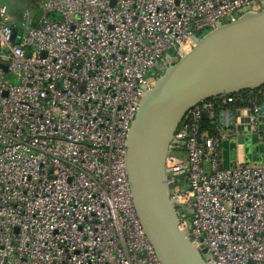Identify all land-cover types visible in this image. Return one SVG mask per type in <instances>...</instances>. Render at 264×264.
Wrapping results in <instances>:
<instances>
[{
  "label": "built area",
  "instance_id": "1",
  "mask_svg": "<svg viewBox=\"0 0 264 264\" xmlns=\"http://www.w3.org/2000/svg\"><path fill=\"white\" fill-rule=\"evenodd\" d=\"M37 2L38 18L24 11L19 27L0 5V264H161L124 168L140 99L197 33L264 0ZM234 101L188 112L165 174L178 229L206 264H264V164L221 166L242 118L230 126V114L248 111L247 133L259 134L264 101L226 108ZM214 105L211 136L199 121Z\"/></svg>",
  "mask_w": 264,
  "mask_h": 264
},
{
  "label": "water",
  "instance_id": "2",
  "mask_svg": "<svg viewBox=\"0 0 264 264\" xmlns=\"http://www.w3.org/2000/svg\"><path fill=\"white\" fill-rule=\"evenodd\" d=\"M193 41L194 47L176 62H168L154 86L144 90L124 146L133 209L161 264H206L202 253L178 229L165 162L190 110L220 96L264 86V5L233 22L217 23ZM238 116L242 118L235 139L221 143L223 169L264 164V104L260 105L259 134L247 133L248 111L231 113L230 126Z\"/></svg>",
  "mask_w": 264,
  "mask_h": 264
},
{
  "label": "trees",
  "instance_id": "3",
  "mask_svg": "<svg viewBox=\"0 0 264 264\" xmlns=\"http://www.w3.org/2000/svg\"><path fill=\"white\" fill-rule=\"evenodd\" d=\"M206 32H208V31L199 32L196 35L198 37H200L201 35H203ZM248 93L249 92H240L238 94H234L233 97L235 98V101L231 104H228L226 106V108H228L230 110H235V109H238L240 107H244L245 105H248L247 99H250V97L254 98L255 103H257V104H261L264 101V97L261 94V89L253 91L251 96H249ZM214 106H215V108L213 109V111H211V113L205 114L202 117V119L199 121L200 130L207 132L211 136L217 135L216 128L210 124V121H211V118L213 117V115L219 111L218 106H216V105H214Z\"/></svg>",
  "mask_w": 264,
  "mask_h": 264
},
{
  "label": "crops",
  "instance_id": "4",
  "mask_svg": "<svg viewBox=\"0 0 264 264\" xmlns=\"http://www.w3.org/2000/svg\"><path fill=\"white\" fill-rule=\"evenodd\" d=\"M1 6L6 7L8 16L11 18L14 27H19L20 25V16L24 11H27L30 15L32 20H36L38 18L40 8L38 5L37 0H30L25 7L19 6H11L8 7L7 4H1Z\"/></svg>",
  "mask_w": 264,
  "mask_h": 264
},
{
  "label": "rangeland",
  "instance_id": "5",
  "mask_svg": "<svg viewBox=\"0 0 264 264\" xmlns=\"http://www.w3.org/2000/svg\"><path fill=\"white\" fill-rule=\"evenodd\" d=\"M30 0H0V5L1 4H7L8 7L11 6H19V7H25L27 6V3ZM11 81L14 82V79L11 78Z\"/></svg>",
  "mask_w": 264,
  "mask_h": 264
}]
</instances>
